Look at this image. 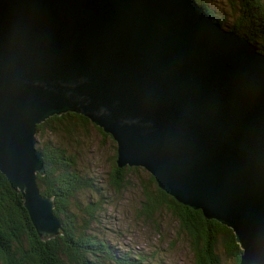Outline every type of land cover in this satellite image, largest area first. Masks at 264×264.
Listing matches in <instances>:
<instances>
[{"label":"water","instance_id":"obj_1","mask_svg":"<svg viewBox=\"0 0 264 264\" xmlns=\"http://www.w3.org/2000/svg\"><path fill=\"white\" fill-rule=\"evenodd\" d=\"M89 119L176 202L231 229L264 264V55L195 0H0V174L42 241L36 127Z\"/></svg>","mask_w":264,"mask_h":264},{"label":"trees","instance_id":"obj_2","mask_svg":"<svg viewBox=\"0 0 264 264\" xmlns=\"http://www.w3.org/2000/svg\"><path fill=\"white\" fill-rule=\"evenodd\" d=\"M195 1L223 28L264 55V0H222L223 7L216 0ZM90 128L113 147L105 179L97 162L79 167L80 145L90 139ZM35 140L44 164V175H37L38 189L54 200L53 212L62 222L63 234L42 241L21 194L0 174V264H184L172 255L179 253L180 243L186 246L189 264H239L241 249L231 229L176 202L143 169L118 168L116 143L86 117L75 113L49 117L37 125ZM99 151L98 156L100 147ZM124 192L133 196L136 224L157 234L149 251L122 249L123 230L112 221L110 211L118 205L107 200L111 193ZM112 233L118 241L109 238Z\"/></svg>","mask_w":264,"mask_h":264},{"label":"rangeland","instance_id":"obj_3","mask_svg":"<svg viewBox=\"0 0 264 264\" xmlns=\"http://www.w3.org/2000/svg\"><path fill=\"white\" fill-rule=\"evenodd\" d=\"M217 3L223 7L222 0H216ZM88 131V135L91 136L89 140H87L84 144L93 142L91 146L86 147L84 144H81V151H83V156L79 160V167L84 169V166L87 162L91 161L93 164H96L99 167L98 171L101 175L102 179L106 178V173H109V163L107 162V158L109 155L113 156L114 151L110 141H105V143L101 142V137L90 128ZM99 147L102 149L100 156ZM98 156V157H97ZM97 158V160H96ZM142 169V168H141ZM144 170V169H143ZM145 171V170H144ZM146 172V171H145ZM147 173V172H146ZM95 175V174H94ZM116 200V204L118 205V209L113 210L110 209L112 214V221L116 226H119L123 230V239L120 240V244L122 245V249H128L131 251H149L150 244L156 240V233H153L147 225L138 226L135 222V213H134V202L133 196L124 192L122 195L109 194L108 201ZM161 232V233H160ZM159 234L164 236L161 228ZM169 237L172 236L169 233ZM109 238L112 240H119L116 234H109ZM165 237V236H164ZM168 238V237H166ZM169 239V238H168ZM177 250L179 253L172 252V255L177 256L182 260L184 264H189V255L184 243H180L177 246Z\"/></svg>","mask_w":264,"mask_h":264}]
</instances>
